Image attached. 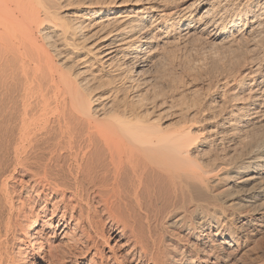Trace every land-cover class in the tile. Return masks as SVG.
I'll list each match as a JSON object with an SVG mask.
<instances>
[{"label":"bare ground","instance_id":"1","mask_svg":"<svg viewBox=\"0 0 264 264\" xmlns=\"http://www.w3.org/2000/svg\"><path fill=\"white\" fill-rule=\"evenodd\" d=\"M176 2L0 0V264L264 263V0Z\"/></svg>","mask_w":264,"mask_h":264},{"label":"rangeland","instance_id":"2","mask_svg":"<svg viewBox=\"0 0 264 264\" xmlns=\"http://www.w3.org/2000/svg\"><path fill=\"white\" fill-rule=\"evenodd\" d=\"M179 0H177V4H179V3H183V4H185V5H188L189 3H191L192 2V0H180L179 2H178ZM204 8V7H203ZM188 45V44H187ZM180 47H182V46H180ZM180 47H177V48H174V50H173V48H172V50H170L171 51V53H172V51H174V52H176V50H177V55H176V53L174 54V53H172V56L173 57H175L173 60H175L176 58V60H175V64H178V63H180V61H181V63H182V65H181V63L180 64H178L177 66L179 67V65H180V70H181V68L182 67H185L184 66V64H185V62H188V64H190L191 66H192V64H194V59L195 58H198L199 57V55H201V53L202 52H204V55H205V57H207V53L209 54V50H206V47H205V51H202L199 47H197V46H195V44H189L188 46H183L182 48H180ZM188 47V48H187ZM189 47H190V49H189ZM195 47H196V51L198 52H196V54L198 55H196L195 54ZM178 48L180 49L179 51H178ZM186 48V49H185ZM194 50H193V49ZM198 48H199V50H198ZM176 49V50H175ZM185 49V50H184ZM193 51H192V50ZM209 49V48H208ZM187 50V51H186ZM190 51H192L191 53H189ZM206 51H208L207 53H205ZM180 52V53H179ZM193 53V54H192ZM179 54V55H178ZM188 54V55H187ZM190 54V55H189ZM182 56H184V57H182ZM188 56V57H187ZM195 56H197V57H195ZM201 56H203V55H201ZM200 56V57H201ZM178 57H179V59H180V61L178 60ZM183 58V59H182ZM186 58V59H185ZM192 59V61L193 62H189L188 60H191ZM194 58V59H193ZM196 60V59H195ZM178 61V62H177ZM183 62H184V64H183ZM206 62H208V66L210 65L209 64V60H206ZM187 64V63H186ZM185 64V65H186ZM189 65V66H190ZM182 66V67H181ZM188 65H186V67H189ZM190 66V67H191ZM207 66V68H208V70L209 69H211V65L208 67ZM185 67V68H186ZM184 68V69H185ZM187 69V68H186ZM179 72V71H178ZM213 73V72H212ZM207 74V73H206ZM203 75L202 77H200L201 79H204L205 77V79H206V81H207V78L209 77V75L210 74H207V75ZM205 76V77H204ZM199 78V81H200V83H199V81H198V83H196L197 85H195L196 87L195 88H199V89H202V88H204V83H206V81L204 82L203 80H201ZM204 79V80H205ZM203 83V84H202ZM203 85V86H202ZM200 86V87H199ZM0 158H1V160H0V175L1 174H3V175H6V174H8L9 172H11L12 171V169H13V157H12V152H11V144H12V133H10V131H8V132H6L7 134H6V136H5V134H2L3 132H2V130L0 129ZM10 134V135H9ZM3 136V137H2ZM7 136H8V138H7ZM7 139V140H6ZM9 139V140H8ZM11 139V140H10ZM5 141H7V142H5ZM8 141H10V142H8ZM5 143V144H4ZM11 143V144H10ZM5 146V147H4ZM10 146V147H9ZM4 147V148H3ZM7 147V148H6ZM7 151V152H6ZM10 151V152H9ZM2 176V175H1ZM18 179V175L17 174H14L13 175V178L12 179H10V184H14L13 182H14V180L16 181ZM16 185V187H17V183L16 184H14V186ZM30 209H25V214H29L30 213ZM1 213H3L2 211L0 212V219H1ZM13 242L11 239L9 240V245H7L8 247V253L10 254V255H12V253H16V251H17V246H18V244H16L15 242H13V243H11V242ZM53 243L55 244V245H58V246H60V247H62V250L64 249L65 250V248L64 247H66V244H65V240L64 241H55L54 242V240H53ZM113 244V242H111V245ZM255 244H258L257 245V248L255 249L256 250V252H262V253H264V229H263V233L261 234V235H258L257 237H255ZM16 245V247H14ZM63 250V251H64ZM245 251H246V249H244ZM243 249H242V251H244ZM254 250V251H255ZM105 251H107V250H105ZM242 251H240L238 254H237V256H236V258L237 259H239L238 261H240V260H242L243 262L245 261V262H250V260L252 259V255H253V253L251 252H249V251H244V252H242ZM12 252V253H11ZM242 252V253H241ZM240 255V257H238ZM250 257V258H249ZM235 258V259H236ZM246 258V259H245ZM23 259H25V257L23 258ZM236 259V260H237ZM245 259V260H244ZM71 260V262L73 261L72 259H70ZM69 259L68 260H65L64 261V263L63 264H69L70 262H68V261H70ZM77 261V264H83V263H85V260L83 259H77L76 260ZM261 261H263L264 262V254H263V256L261 257ZM236 263H237V261H235ZM233 263V264H236V263ZM133 264V263H132ZM264 264V263H263Z\"/></svg>","mask_w":264,"mask_h":264}]
</instances>
